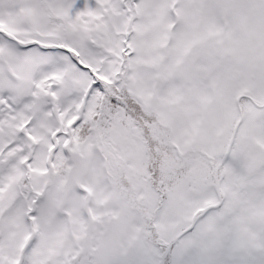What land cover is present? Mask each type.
<instances>
[{
    "label": "snow or ice",
    "instance_id": "6c2138e0",
    "mask_svg": "<svg viewBox=\"0 0 264 264\" xmlns=\"http://www.w3.org/2000/svg\"><path fill=\"white\" fill-rule=\"evenodd\" d=\"M0 264H264V0H0Z\"/></svg>",
    "mask_w": 264,
    "mask_h": 264
}]
</instances>
